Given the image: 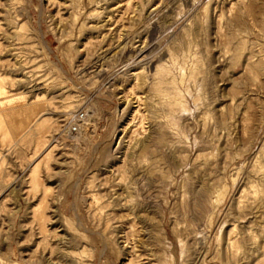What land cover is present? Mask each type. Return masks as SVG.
Returning a JSON list of instances; mask_svg holds the SVG:
<instances>
[{
    "label": "rangeland",
    "instance_id": "rangeland-1",
    "mask_svg": "<svg viewBox=\"0 0 264 264\" xmlns=\"http://www.w3.org/2000/svg\"><path fill=\"white\" fill-rule=\"evenodd\" d=\"M0 264H264V0H0Z\"/></svg>",
    "mask_w": 264,
    "mask_h": 264
},
{
    "label": "built area",
    "instance_id": "built-area-1",
    "mask_svg": "<svg viewBox=\"0 0 264 264\" xmlns=\"http://www.w3.org/2000/svg\"><path fill=\"white\" fill-rule=\"evenodd\" d=\"M76 130V125H73L72 127H71V131H75Z\"/></svg>",
    "mask_w": 264,
    "mask_h": 264
}]
</instances>
